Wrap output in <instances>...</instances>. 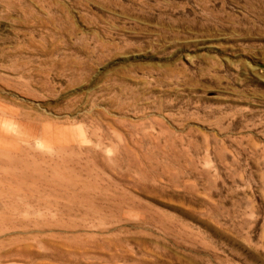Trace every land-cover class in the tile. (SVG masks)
Masks as SVG:
<instances>
[{"label": "rangeland", "instance_id": "1", "mask_svg": "<svg viewBox=\"0 0 264 264\" xmlns=\"http://www.w3.org/2000/svg\"><path fill=\"white\" fill-rule=\"evenodd\" d=\"M0 264H264V0H0Z\"/></svg>", "mask_w": 264, "mask_h": 264}]
</instances>
